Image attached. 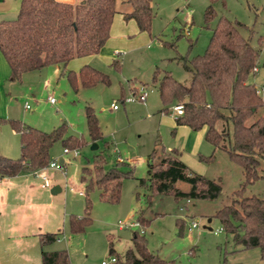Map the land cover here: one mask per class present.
Returning a JSON list of instances; mask_svg holds the SVG:
<instances>
[{
  "label": "rangeland",
  "instance_id": "rangeland-1",
  "mask_svg": "<svg viewBox=\"0 0 264 264\" xmlns=\"http://www.w3.org/2000/svg\"><path fill=\"white\" fill-rule=\"evenodd\" d=\"M263 1L248 0L256 7ZM123 2L126 5L124 0H115L114 9L117 10ZM149 3L152 16L148 30L139 31L133 20L121 19L114 13L108 36L98 52L90 55L87 61L73 57L65 64L64 69L74 73L82 64H87L105 74L106 83L80 86L76 79L74 88L65 73H60L55 65L23 72L17 80L7 83L12 117L44 131L63 123L65 135L82 140L80 145L73 147L77 149L74 156L70 152L62 154L58 140L48 149V160L60 156L65 162L60 169L46 170L49 187L43 188L45 193L42 195H32V200L47 211L43 231L59 230L58 240L44 247L64 248L69 264H99L100 260L109 257L107 241L119 254L130 245L132 232H136L143 236L147 250L171 260L172 264H221L222 260L241 264L262 262L256 247L240 248L222 229L212 232L221 228L212 214L225 202V196L237 188L241 179L239 167L216 149L210 159L198 160V155L206 156L211 152V145L200 133L198 142L190 148L193 139L178 134L171 105L161 110L156 86L150 80L152 70L157 67L158 72L166 70L177 81H187V72L178 56L188 59L201 53L205 47L215 21L213 17L206 24L203 22V10L210 2L149 0ZM211 7L215 16L223 15L244 23L249 19L252 21L243 0H213ZM252 24L254 33L248 34L249 43L259 51L257 70L248 76V81L259 88V96L264 98V9L258 8ZM240 32L244 37L247 35L243 29ZM141 85L146 92L144 100H127L129 89L134 91ZM48 96L53 102L48 101ZM23 102L27 103V108L23 107ZM111 104H115V108H111ZM84 106L91 108L100 131V137L94 141L87 135ZM4 128L9 130L6 125ZM8 134L1 128L0 145L6 147L9 158H15L18 155L17 135ZM91 142L96 144L94 149L89 148ZM160 146L163 151L159 156L167 155L169 149L175 148L190 170L217 180L219 194L213 199L188 198V202L185 196L174 197L171 193L148 196L147 189L138 185L137 178L145 176L146 155L152 148ZM94 155L101 157L105 170L115 165L117 158L125 164H118L116 168L131 170L132 175L121 180L115 202L100 199L95 187L84 191L83 182L79 181L80 173L84 179L92 178L90 164ZM83 166L87 170L81 172ZM23 175L19 173L12 179H22ZM25 176L33 178L30 172ZM0 180L4 177L0 176ZM53 183H58L60 190L51 194L49 188ZM175 186L181 191L188 188L182 181H176ZM249 193L264 197V182L258 180L247 185L244 194ZM85 200L88 201L89 223L81 231L70 233L67 216L82 215ZM138 211L147 222L128 227L129 222L136 220ZM176 218L180 219L178 226ZM191 221L196 225L187 230ZM117 222L125 226L118 227ZM33 259H19L14 264H39V258Z\"/></svg>",
  "mask_w": 264,
  "mask_h": 264
},
{
  "label": "trees",
  "instance_id": "trees-1",
  "mask_svg": "<svg viewBox=\"0 0 264 264\" xmlns=\"http://www.w3.org/2000/svg\"><path fill=\"white\" fill-rule=\"evenodd\" d=\"M129 10L123 19H132L139 31L148 30L152 16L149 0H124ZM203 10V22L215 17L206 45L202 52L186 59L178 56L182 68L187 72V81L175 80L168 71L151 72L150 80L155 84L161 110L166 105L180 104L181 113L173 117L176 125H185L191 130L202 129V137L211 147V152L198 155L205 161L212 157L214 149L221 150L226 159L240 169L241 179L225 202L212 214L221 229L230 235L233 244L240 248L256 247L264 264V197L254 193L244 194L247 185L255 181L264 182V98L248 76L256 68L259 48L249 43L240 29L244 25L236 19L223 15L215 16L211 1ZM222 2V0H220ZM114 10V0H75L73 3L56 0H19L12 18L0 19V53L8 68V78L17 80L21 73L36 70L45 65H55L64 72L75 88L96 82L106 83L105 74L87 64H82L74 73L65 70L66 62L73 58L96 53L108 36L109 24ZM65 70V71H64ZM86 131L91 141L100 137V131L89 106H84ZM10 128L17 135L18 155L9 158L0 155V176H12L19 172H30L48 161V149L54 141L62 147L73 148L81 139L65 135L63 123L48 131L28 125L18 119H9ZM163 149L152 148L145 158V176L137 183L148 191L171 193L174 197L185 196L196 199H213L220 191L217 180L190 170L179 158L178 150L171 148L167 155L159 156ZM158 152V153H157ZM101 157L94 155L91 161L92 178L84 179V191L95 187L100 199L115 202L121 180L131 176V170H119L115 165L102 168ZM87 169L81 167L80 171ZM176 181L188 185L186 191L175 186ZM84 213L80 216L68 214L67 227L70 233L81 231L88 223V201H84ZM136 221L145 224L140 211ZM180 219H175L178 226ZM59 233L39 232L40 264H69L64 248L47 250L46 244L54 241ZM107 254H113V264H172L145 247L142 235L132 232L130 245L121 253H115L107 241ZM221 264H241L239 262Z\"/></svg>",
  "mask_w": 264,
  "mask_h": 264
},
{
  "label": "crops",
  "instance_id": "crops-1",
  "mask_svg": "<svg viewBox=\"0 0 264 264\" xmlns=\"http://www.w3.org/2000/svg\"><path fill=\"white\" fill-rule=\"evenodd\" d=\"M56 1L73 3L75 0ZM243 1L245 8L247 9V13L249 15H252V21H250V19L247 20V23H244L240 20L238 21L244 25V27H242L241 29L245 30L246 34H252L254 33L252 23H254L258 8L260 10L264 9V1L259 7L254 6L253 4H251V2H248V0ZM18 4L19 0H0V19H8L14 17L18 8ZM114 10V13L120 16L121 19H123L121 14L129 10V5L127 3L125 5L123 2L117 10ZM240 33L242 34V32ZM113 53L115 54L116 51H113ZM92 54L79 56L78 59L87 61L89 59L88 57H90V55ZM55 67L57 68V66ZM256 70L257 69L255 68L254 72H256ZM8 73L9 68L0 53V123H2V126H0V131L2 128L5 134L9 132L8 135L12 133L13 136H15L16 133L10 128L8 124L9 119H17V117H12L13 115L9 113V95L7 91L8 89L6 87H8L7 83H10V81L13 80H10L8 78ZM130 90L132 91V89H129V91ZM171 114L173 119V110ZM4 125H6V127H8L7 129L9 130H6L4 128ZM177 129L179 135H183L185 137L193 139V143L190 146L191 149L198 142L200 133H202V129L191 130L187 126L181 124L177 126ZM7 154L9 153L6 147L1 144L0 155L8 157ZM179 154V159L182 162H185L183 157H181L180 152ZM58 158H60L61 166H63L65 160L60 156H58L57 159ZM117 160H119V158H117ZM19 173L24 174V177H21L22 179L19 180H13L12 178L18 176ZM19 173L12 176H3L4 180H0V264H2V262H4L5 264H14L15 262H18L19 259H38L39 245L37 242L36 234L39 232H45L43 231L42 224L43 221L46 220L45 217L47 211L41 209V205L38 202L32 200V195H42L43 193H45L43 189L44 187H40L39 178L34 176L33 174V178L31 179L25 176L26 172ZM53 184L59 187L58 183ZM78 193L81 194V191H78Z\"/></svg>",
  "mask_w": 264,
  "mask_h": 264
},
{
  "label": "built area",
  "instance_id": "built-area-1",
  "mask_svg": "<svg viewBox=\"0 0 264 264\" xmlns=\"http://www.w3.org/2000/svg\"><path fill=\"white\" fill-rule=\"evenodd\" d=\"M259 91V88L256 90ZM146 96V92L143 89V86L141 85L140 87H138L136 90H132L129 93V96L126 98L129 101H143L144 98ZM49 102H53V98L51 96L47 97ZM27 103L23 102V107L27 108ZM111 108H115V104H111ZM171 109L174 111V115L176 114H180L181 113V106L180 104H174L171 106ZM70 152L72 156L77 154V149L76 148H66V147H62L61 149V153H67ZM61 167V163H58L57 160L55 159H51L48 160L44 165L33 169L32 171H30L31 174H33L34 176L38 177L40 182L39 185L40 187H49V182H48V178L46 176V170L49 169H60ZM187 202V200H186ZM196 223L191 221V223L189 224V226H187V230H190L191 228L195 227ZM117 226L118 227H124L125 225H122L120 222H117ZM128 227L130 226H139L138 221L134 220L132 222H129L127 224ZM221 228L218 229H214L212 232L216 233L218 231H220ZM139 232L141 233L142 230L139 229ZM54 240H58V237L55 236ZM115 261V256L113 254H110L107 260H100L99 264H113V262Z\"/></svg>",
  "mask_w": 264,
  "mask_h": 264
},
{
  "label": "water",
  "instance_id": "water-1",
  "mask_svg": "<svg viewBox=\"0 0 264 264\" xmlns=\"http://www.w3.org/2000/svg\"><path fill=\"white\" fill-rule=\"evenodd\" d=\"M95 147H96V144L91 142V144L89 145V148L90 149H94ZM57 162L60 163V158L57 159ZM58 190H59V187L57 185H54V184L51 185L50 188H49V192L51 194H54V193L58 192ZM208 220H209V218L206 219V221H208Z\"/></svg>",
  "mask_w": 264,
  "mask_h": 264
}]
</instances>
